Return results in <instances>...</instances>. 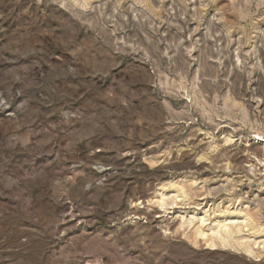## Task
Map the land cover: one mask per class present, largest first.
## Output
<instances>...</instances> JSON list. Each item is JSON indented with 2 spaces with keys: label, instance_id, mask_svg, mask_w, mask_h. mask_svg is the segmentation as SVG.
Listing matches in <instances>:
<instances>
[{
  "label": "rangeland",
  "instance_id": "374dc122",
  "mask_svg": "<svg viewBox=\"0 0 264 264\" xmlns=\"http://www.w3.org/2000/svg\"><path fill=\"white\" fill-rule=\"evenodd\" d=\"M257 136L264 0H0V264H264Z\"/></svg>",
  "mask_w": 264,
  "mask_h": 264
},
{
  "label": "bare ground",
  "instance_id": "6f19581e",
  "mask_svg": "<svg viewBox=\"0 0 264 264\" xmlns=\"http://www.w3.org/2000/svg\"><path fill=\"white\" fill-rule=\"evenodd\" d=\"M257 140L263 141V143H264V140L261 139V136H257ZM253 152H256V154H254V155H255L256 158H258L259 157L258 154H257L258 151L255 149V151H253ZM244 218H246V216H244Z\"/></svg>",
  "mask_w": 264,
  "mask_h": 264
}]
</instances>
